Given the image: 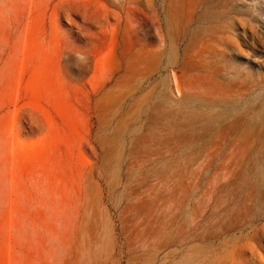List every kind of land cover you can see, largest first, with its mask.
<instances>
[{
    "label": "rangeland",
    "instance_id": "rangeland-1",
    "mask_svg": "<svg viewBox=\"0 0 264 264\" xmlns=\"http://www.w3.org/2000/svg\"><path fill=\"white\" fill-rule=\"evenodd\" d=\"M0 264H264V0H0Z\"/></svg>",
    "mask_w": 264,
    "mask_h": 264
}]
</instances>
